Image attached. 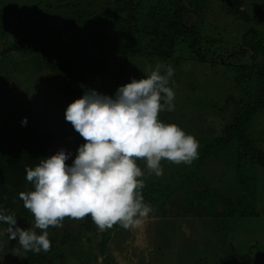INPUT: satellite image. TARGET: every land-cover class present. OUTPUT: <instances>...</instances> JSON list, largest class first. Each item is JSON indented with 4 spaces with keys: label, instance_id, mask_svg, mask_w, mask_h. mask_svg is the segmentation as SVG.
<instances>
[{
    "label": "rangeland",
    "instance_id": "rangeland-1",
    "mask_svg": "<svg viewBox=\"0 0 264 264\" xmlns=\"http://www.w3.org/2000/svg\"><path fill=\"white\" fill-rule=\"evenodd\" d=\"M51 1L56 5L59 0ZM36 2L38 5L33 7L35 9L30 8V13L23 12V6H31ZM253 2H259L264 10V0H242L240 9H251ZM225 4L226 0H212V8L210 5L206 7V16H203V19L208 20L204 32L209 36L219 37L220 45H228L232 50L239 46L247 25L239 23L234 16L227 14L224 8L220 9ZM44 5L45 0H0L2 13L14 16L8 24L11 25L10 30L5 27L7 34L0 28L2 147L11 148L13 142L20 143V139H26L31 140L28 148L40 150L56 136V133L49 129L50 122L60 123L64 130L68 129L63 127L62 123L70 99L63 93L66 81L62 75L65 74L59 76L50 73L45 66L42 52L56 66L64 68L65 63L72 65L69 77L75 82L73 89L78 91L77 99L89 90L114 97L118 87L130 83L133 78H146L150 70L162 62L158 58L133 52H109L108 40L112 41L113 38L110 39L107 35L97 38L95 34H91V37L86 33V28L77 29L68 24L61 26L59 24L62 19L57 10L53 7L45 9ZM34 13H37V17L31 18L29 14ZM54 15L56 19L50 18ZM2 21L5 26L4 22L8 20ZM193 21L198 23L195 14ZM251 25L260 28L254 21ZM97 30L95 29V33ZM98 40L100 43L107 42L106 48L101 47ZM30 41L41 43V47L32 48ZM20 43H24L26 47L12 48ZM173 57L179 59L175 65L173 64L176 61H173L174 74L169 81V87L175 94L174 110L168 111L165 106L158 118L163 123L176 124L196 140L210 139L217 132V126L231 120V113L235 111L236 103L226 102L228 97L232 96L237 100L241 94L233 83L235 76L226 67L198 61L195 54L182 44L176 46ZM228 60L235 61L236 58L229 57ZM241 61H249V53L244 55ZM99 62L104 63V70L99 68L95 73L90 71L92 66L96 69ZM99 72H104L108 81L103 75H99ZM259 114L261 113L256 117ZM1 117H5L7 121ZM25 118L26 123L20 127ZM259 120H262L261 126H264L263 114L261 119L254 122L258 123ZM250 140L257 153L264 151V136L252 134ZM210 156L212 158L200 157L198 161L195 159L190 164H175L162 159L161 175H156L147 168L142 171L144 176L139 179L152 185L159 182V188L163 187L166 191L181 186L177 193L170 197L174 202L184 197L185 188L189 191L191 188H198L196 199L199 201L200 198L206 205L210 204L211 212L216 206L211 215H205L203 203L200 209L203 216L197 217L176 218L172 214L160 216L156 211L151 213L149 210L146 215L148 218L138 217V223L131 226V234L135 239L144 237L146 246L141 242H131L130 245V240L127 242L128 249L132 250L129 254L125 253L121 237L124 234L119 232L118 236H115L116 245H110L114 246L113 255L99 254L95 246L98 238L95 239L92 231L85 232L78 227L75 232H71L70 228L72 230L78 224L77 219L66 217L62 226H50L47 231L51 247L47 252L41 250L39 253L23 249L18 239L9 238L5 231L8 226L0 223V252L3 254L1 260L5 264H13L11 261L16 258L14 264H135L136 260L132 263L131 256L137 257V249H141L142 255L149 251L145 227L152 225L153 245L163 244L164 248L160 250V259L154 258L153 253L148 252L146 261L149 264H264V168L254 161L250 163L249 160L240 162L237 167V157H232L229 153H213ZM136 163L146 165L144 159H138ZM193 164L197 165V169L194 170ZM201 188L205 191H200ZM30 190H33L32 184L26 189ZM229 199L232 200L233 206L229 205L228 208ZM233 207L238 215L233 214ZM169 209L173 213L177 207L172 202ZM251 209H257L259 215L251 216ZM230 212L232 213L228 214ZM141 219L143 221L139 223ZM16 220L22 229L33 228L34 217L31 213L16 217ZM34 230L40 234L39 229ZM65 234L71 236L67 242H61L57 237L55 239V236ZM5 249L9 251L5 253ZM40 255L44 258L39 257Z\"/></svg>",
    "mask_w": 264,
    "mask_h": 264
},
{
    "label": "trees",
    "instance_id": "trees-1",
    "mask_svg": "<svg viewBox=\"0 0 264 264\" xmlns=\"http://www.w3.org/2000/svg\"><path fill=\"white\" fill-rule=\"evenodd\" d=\"M241 4L242 0H226V4L220 7V9L224 8L227 14L234 16L239 23L242 22L247 25L242 33L239 46L232 48V50L228 45L226 47L221 46L219 37L209 36L204 32V26L208 19L204 20L203 16L205 18L204 13L208 5L212 8V0H59L56 5L54 1L45 0L43 7L45 9L53 7L57 10V14L62 19L59 24L61 26L68 24L77 29L86 28V33L91 37V34H95L97 38L105 35L110 39L113 38L112 41L108 40V44L103 41L100 43L98 40L101 47L106 48L105 43L108 45L107 51L109 52H133L147 55L160 59L162 61L160 64L172 66L174 60L176 62L173 65L179 62V59L173 56L176 52V46L182 44L195 54L198 61L226 67L235 76L233 83L235 88L241 91V94L237 100L232 96L226 100L227 103H236L235 111L231 113V120L218 125L217 132L210 139H197L199 147L196 159L198 161L200 157L212 158L210 155L213 153H229L232 157L233 155L237 157V167L240 162L249 160L250 163L254 161L264 168V151L259 149L261 152L257 153L250 140L252 134L264 136V130H262L264 126H261L262 120H259L258 123L254 122V120L261 119L262 114L264 115L262 113L264 111V10L259 2H253L251 9H240ZM37 5L36 2L31 6L26 5L30 7L23 6V12L30 13V8L35 9L33 7ZM194 14L198 18V23L193 21ZM29 15L31 18L37 17V13ZM13 18V15L4 14L0 9V28L4 34L10 30L11 25L8 24ZM50 18L56 19L55 15ZM5 19L8 21L4 22V26L2 20ZM253 21L258 23L260 28L251 25ZM5 27H8V30ZM95 29H98L97 33H95ZM37 43V41H30L29 45L32 48L34 45L41 47V43ZM21 46L24 47V43L23 45L21 43L20 45H13L12 48L18 49L22 48ZM247 53H249V61L242 62L241 59ZM42 56L45 66L50 72L59 76L62 73L65 74L62 75L66 81L63 93L65 97L70 98L67 102L69 105L70 101L73 102L77 99L76 94H78V91L73 89L75 87L74 80L69 77L70 71L73 69L72 65L65 63L64 68H61L56 66L43 52ZM229 57L236 58V60L230 61L228 60ZM103 66L104 63L99 62V66L96 69H93L92 66L90 71L95 73L99 68L103 69ZM99 75H103L104 79L108 81L104 72H99ZM258 113L261 114L256 117ZM1 119L5 120V117H1ZM23 125L21 124L20 127ZM68 125L74 136L72 139L74 149L65 151L69 156L65 163L71 166L77 155L78 147L85 141L69 122ZM3 129L6 130L5 127ZM66 133L68 130L62 129L58 134L63 136ZM55 138L56 136L50 140L53 141ZM29 142L31 143V140L20 139V143L13 142L11 148L2 147L0 142V211L6 215L14 213L15 218L30 214V211L23 206V201L19 198V193L27 192L26 189L31 186V183L26 180L25 167L34 168L41 159L49 158L44 147L47 148L51 141L45 143L43 149L40 150L33 147L28 148ZM137 165L142 171L147 169L146 165ZM193 165L194 170L197 169V165ZM143 183L144 187L140 191L144 203L149 208H154L160 216L168 214H172L176 218L203 216L200 213L201 203L204 204L205 215H211L215 212L216 206L211 212L210 204L206 205L204 200L199 198L198 201L196 199L195 193L198 188H191L190 191L185 188L184 197L174 202L170 200V197L176 194L181 186L172 187L166 191L163 187L159 188V182L158 185L148 184L144 181ZM201 190L205 191L204 188ZM172 202L177 207L173 213L169 209ZM231 202L232 200L229 199L228 208L229 205L230 207L233 206H231ZM233 209V214L238 215L236 209L234 207ZM240 214L242 215V213ZM250 215L257 216L259 211L251 209ZM117 226L118 223L111 228L100 230L89 215L79 219L77 226L72 230L70 228V231L75 232L78 227L85 232L92 231L95 239L98 238L97 241L94 239L96 241L95 246L99 254L102 255L111 240V233ZM56 237L61 242H67L71 236L65 234L55 236V239ZM8 251L5 249V253ZM2 255L0 252V264H5L1 260ZM39 257L44 258L43 255ZM15 260H12L11 263L14 264Z\"/></svg>",
    "mask_w": 264,
    "mask_h": 264
},
{
    "label": "clouds",
    "instance_id": "clouds-1",
    "mask_svg": "<svg viewBox=\"0 0 264 264\" xmlns=\"http://www.w3.org/2000/svg\"><path fill=\"white\" fill-rule=\"evenodd\" d=\"M173 74L171 65L157 64L146 78L118 87L114 97L89 90L67 106L65 119L85 143L71 166L61 149L34 168L25 167L33 190L20 192L19 198L34 225L22 229L14 213L0 211L10 239H18L25 250L47 252L48 228L62 226L66 217L79 220L90 215L97 228L105 230L117 223L127 228L148 214L140 191L144 173L136 161L144 159L150 172L161 175L162 159L190 164L198 156L193 135L158 118L165 106L174 110L175 94L169 87ZM65 148L69 151L66 144Z\"/></svg>",
    "mask_w": 264,
    "mask_h": 264
},
{
    "label": "flooded vegetation",
    "instance_id": "flooded-vegetation-1",
    "mask_svg": "<svg viewBox=\"0 0 264 264\" xmlns=\"http://www.w3.org/2000/svg\"><path fill=\"white\" fill-rule=\"evenodd\" d=\"M12 16V15H11ZM51 73V72H50ZM54 74V73H53ZM58 115V114H57ZM52 120V119H51ZM62 123H63V127H67L68 129V133H66L65 135L61 136L59 135L58 133H60L62 131V127H61V124H57V123H53V122H50V125H49V129H52L55 133H56V138L53 140V141H56L58 139H64L63 140V143L66 144L67 148L69 151H71L73 149L72 147V139H73V135H72V132L70 131V127L68 125V123H66V119L63 118L62 119ZM55 122H58V121H55ZM151 210V213H153L155 210L154 208H149ZM140 219V218H139ZM141 221H143V219H141ZM141 221L139 220V223H141ZM132 226V225H131ZM131 226L125 228L123 226H121L120 224H118V226L114 229V231L111 233V240L109 241L108 245H107V248L105 249V252H103L102 255H105V254H112L113 250L111 249V243H114L116 245V242L117 240H115V236H118V233L121 232V234H124V235H121V237L123 238V248L126 250L125 253L128 252V254L130 253V251L132 250L131 249H128V241H130V245H131V242H141V243H144V241H142L143 239L140 238V239H135V236L131 234V231L132 228ZM151 227H153L152 225H150V227L147 225V227H145V230L147 232V237H148V240L146 241V243L149 245V251H147V253L145 255H142L140 253L141 249H137V251H139V254L137 255L138 258H136V255L135 256H131V259H132V263H134V259L136 260V263L135 264H143V263H146V264H149L147 261H146V257L148 255V252H151L153 253V257L156 258V259H160L159 258V255H160V250L162 248H164V245L161 244L160 246H157V244H155V246L153 245V242H152V233H151ZM117 229V230H116ZM139 229H141V224H139ZM133 233V232H132ZM133 237L134 239L132 240ZM138 244V243H137ZM134 248H137L136 246H134ZM151 249V250H150ZM122 253V252H121ZM110 255V256H111ZM116 255V254H115Z\"/></svg>",
    "mask_w": 264,
    "mask_h": 264
},
{
    "label": "water",
    "instance_id": "water-1",
    "mask_svg": "<svg viewBox=\"0 0 264 264\" xmlns=\"http://www.w3.org/2000/svg\"><path fill=\"white\" fill-rule=\"evenodd\" d=\"M64 139H58L56 141H53L50 143L47 148H46V153L48 157L56 154L59 150L63 149L65 150L66 148L62 145ZM66 151V150H65ZM68 152V151H67Z\"/></svg>",
    "mask_w": 264,
    "mask_h": 264
},
{
    "label": "crops",
    "instance_id": "crops-1",
    "mask_svg": "<svg viewBox=\"0 0 264 264\" xmlns=\"http://www.w3.org/2000/svg\"><path fill=\"white\" fill-rule=\"evenodd\" d=\"M33 47L35 48V47H37V45H34ZM55 106H56V105H55ZM55 106H54V109H56ZM57 108H58V107H57ZM62 145L65 147V144H62ZM73 149H74V148H73ZM65 150L67 151V149H65ZM65 150H64V151H65ZM145 218H148V216H146ZM140 221H141V220H140ZM142 238H143L142 241H144V237H142ZM141 244H144V245H145V242H144V243H141ZM145 246H146V245H145ZM113 248H114V246H111V249H113ZM136 254L138 255V254H139V251H137ZM136 258H138V257H136Z\"/></svg>",
    "mask_w": 264,
    "mask_h": 264
}]
</instances>
